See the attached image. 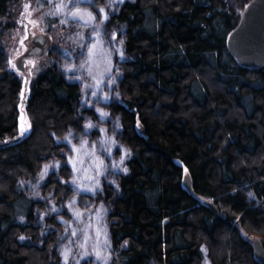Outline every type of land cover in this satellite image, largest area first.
Here are the masks:
<instances>
[{
  "label": "trees",
  "instance_id": "trees-1",
  "mask_svg": "<svg viewBox=\"0 0 264 264\" xmlns=\"http://www.w3.org/2000/svg\"><path fill=\"white\" fill-rule=\"evenodd\" d=\"M17 1L0 0V264H57L62 220L53 211L66 219L64 247L90 215L104 264H259L241 231L264 246V65L243 67L226 47L250 0H56L54 11L63 1L94 19H49L63 30L60 45L23 102L1 40ZM94 37L122 58L88 90L79 60ZM21 104L30 132L17 137ZM76 138L82 158L92 157L87 147L106 163L110 149L125 152L111 180L93 182L73 204L72 168L82 158L69 162L66 140ZM50 164L43 200L27 196L21 182ZM66 264L101 263L77 255Z\"/></svg>",
  "mask_w": 264,
  "mask_h": 264
},
{
  "label": "rangeland",
  "instance_id": "rangeland-1",
  "mask_svg": "<svg viewBox=\"0 0 264 264\" xmlns=\"http://www.w3.org/2000/svg\"><path fill=\"white\" fill-rule=\"evenodd\" d=\"M54 1L56 0H20L14 3L10 9V13L5 19L6 27L4 29L2 35V43L3 48L6 52L8 61H9V69L13 74H15L20 83V98L25 90L26 97H28L30 93V85L33 80V77L36 75L38 71L48 66L52 61V56L49 54L44 55L41 58H33L28 57L24 58V67L25 72L17 69L15 65V60L24 53L31 44V39L35 34L42 33L48 39V47H58L60 45V38L63 34V30L58 26H49L50 18L55 17V14L60 13L61 21L68 22V18H71L72 22L77 23L78 18H83L82 22L91 23L93 19H89L87 16V11L82 10V17H73L70 15L71 12L75 11L77 8L61 9L60 5H63V1L61 4L56 6L57 10H53ZM244 7V6H243ZM243 10L240 9L239 12ZM69 13H68V12ZM59 17V18H60ZM112 40H116L117 38L112 34ZM117 46H121L120 40H117ZM116 57V60H120L122 58L121 51L114 46H111L107 43H102L99 38L91 39L89 44L86 47L85 53L80 58L81 65L85 72H83V79L86 81L85 88L90 90L99 86L103 82L104 76L109 75L113 72V58ZM86 73V74H85ZM27 75V78H25ZM18 124V136H24L30 132V122L25 114V109L23 105H19V114L17 119ZM24 128L25 131L21 133V128ZM79 140H70L67 139L66 143L69 146L71 153L67 154L66 157L69 158V162L74 161L77 156L82 158L83 155L80 154ZM125 148L123 146L120 147V151L117 152L115 149H110L108 151L107 156L109 163H106L105 160H99L96 158L101 157V154L93 147H87L85 149V153L92 154V157L87 159H80L77 163H75L73 170V176L76 180V185L78 186V193H76V197H72V203L79 201L80 195L79 193H91L94 189L95 185H92L93 182L97 183L99 186V182L105 177V182H109L111 180V176H108L109 172L114 174L115 169L122 166L124 159ZM87 160H86V159ZM97 160V164L95 166V173L92 175H88L85 172L90 168L93 160ZM77 160V159H76ZM75 160V161H76ZM67 160L64 161L65 165H68ZM54 163V162H53ZM63 164V163H62ZM62 164H56L57 167H60ZM57 167L48 166L43 168L41 174L35 177L32 180H23L21 182L22 191L29 196L35 199L43 200L42 193H45L44 187L42 186L44 180L47 178L48 173L54 171ZM46 197V196H45ZM52 215L60 222L61 226L59 229V236L55 243L56 249H54V256L52 257V262L66 264L69 259H72L73 256H80V259L88 260L91 262H99L103 263L106 261L107 250L104 245L103 233L100 231V226L97 225L95 221H93L89 214H86L82 226L81 235L76 239V243L72 246H61L67 234V229L64 223L66 219L63 215H59L55 213V211L51 212ZM81 217V215H79ZM63 232V233H62ZM242 234L251 239L255 238L252 234H248L245 231H241ZM72 261V260H71Z\"/></svg>",
  "mask_w": 264,
  "mask_h": 264
},
{
  "label": "water",
  "instance_id": "water-1",
  "mask_svg": "<svg viewBox=\"0 0 264 264\" xmlns=\"http://www.w3.org/2000/svg\"><path fill=\"white\" fill-rule=\"evenodd\" d=\"M48 39L42 34H35L31 39L29 48L16 60L17 69L25 72L24 58H41L48 54ZM226 47L235 61L243 66L259 68L264 65V0H250L240 12L237 24L230 30L226 37ZM27 78V75H25ZM24 90L21 101L26 100ZM136 129L139 134L144 131L140 122H137ZM183 185L188 191L192 190L191 178L188 172L183 175ZM212 209L217 212V208L212 203ZM253 250V258L259 264H264V246L258 238L250 239Z\"/></svg>",
  "mask_w": 264,
  "mask_h": 264
},
{
  "label": "snow or ice",
  "instance_id": "snow-or-ice-1",
  "mask_svg": "<svg viewBox=\"0 0 264 264\" xmlns=\"http://www.w3.org/2000/svg\"><path fill=\"white\" fill-rule=\"evenodd\" d=\"M60 7H63V5L61 4ZM101 11H103V9H101ZM86 14H87L89 19H94L91 12H87ZM70 15H72L73 17H79L82 15V10L77 8L75 11L71 12ZM24 131H25V129L22 127L21 133H23ZM21 239H23V237H21Z\"/></svg>",
  "mask_w": 264,
  "mask_h": 264
}]
</instances>
